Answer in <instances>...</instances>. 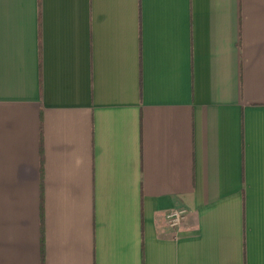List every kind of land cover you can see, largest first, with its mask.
Returning <instances> with one entry per match:
<instances>
[{
	"label": "crops",
	"instance_id": "obj_1",
	"mask_svg": "<svg viewBox=\"0 0 264 264\" xmlns=\"http://www.w3.org/2000/svg\"><path fill=\"white\" fill-rule=\"evenodd\" d=\"M0 264H264V0H0Z\"/></svg>",
	"mask_w": 264,
	"mask_h": 264
},
{
	"label": "built area",
	"instance_id": "obj_2",
	"mask_svg": "<svg viewBox=\"0 0 264 264\" xmlns=\"http://www.w3.org/2000/svg\"><path fill=\"white\" fill-rule=\"evenodd\" d=\"M187 210L184 208H174L167 212L166 221L172 227H178L186 218Z\"/></svg>",
	"mask_w": 264,
	"mask_h": 264
}]
</instances>
